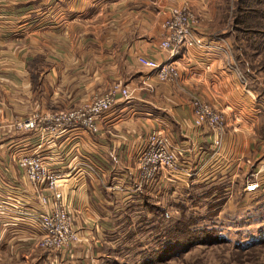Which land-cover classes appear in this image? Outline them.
I'll list each match as a JSON object with an SVG mask.
<instances>
[{
  "label": "crops",
  "instance_id": "1",
  "mask_svg": "<svg viewBox=\"0 0 264 264\" xmlns=\"http://www.w3.org/2000/svg\"><path fill=\"white\" fill-rule=\"evenodd\" d=\"M180 3L196 11L198 39L223 37L232 45L214 25L209 0H0V264H108L116 211L148 192L207 183L246 195L264 190V87L238 83L234 50L184 48L174 82L155 79L136 61L139 54L165 57L157 46L160 22ZM116 82L130 96L115 99L95 133L77 125L54 134L14 126L34 112L72 108ZM191 95L224 113L218 156H210L207 131L192 124ZM152 127L170 137L178 169L144 184L136 161ZM25 152L61 175L79 235L71 246L38 244L32 213L41 206L15 164ZM250 178L260 186L247 192L242 186Z\"/></svg>",
  "mask_w": 264,
  "mask_h": 264
},
{
  "label": "rangeland",
  "instance_id": "2",
  "mask_svg": "<svg viewBox=\"0 0 264 264\" xmlns=\"http://www.w3.org/2000/svg\"><path fill=\"white\" fill-rule=\"evenodd\" d=\"M236 1L209 0L214 25L247 82L264 87V17L257 28L235 23ZM255 192L218 183L148 192L116 211L108 264H264V190Z\"/></svg>",
  "mask_w": 264,
  "mask_h": 264
},
{
  "label": "built area",
  "instance_id": "3",
  "mask_svg": "<svg viewBox=\"0 0 264 264\" xmlns=\"http://www.w3.org/2000/svg\"><path fill=\"white\" fill-rule=\"evenodd\" d=\"M198 21L196 11L185 3L171 5L160 22L161 36L157 42V46L165 50V57L156 59L139 54L136 56V61L155 79L174 82L179 76L176 59L184 48L195 47L202 51L232 55V45L223 37L209 41L198 39L195 33ZM204 66L208 67L206 64ZM234 70L238 83L245 85L247 79L244 73L239 68ZM118 96L127 98L130 96V91L116 82L103 93L82 99L77 106L42 114L34 112L30 116L19 118L14 126L18 129L38 128L40 131L54 134L64 125H77L95 133L99 129V118ZM189 100L193 126L207 131L211 144L210 156L220 155L221 137L226 125L223 111L198 95H191ZM136 162L138 182L144 184L152 182L160 171L175 172L178 169L174 144L167 134L155 127L146 134ZM15 164L41 206L32 213L40 230L39 245L52 249L71 246L79 239V235L72 224L70 209L62 196L60 173L50 168L34 152L21 153L15 158ZM259 186L257 179L250 178L242 187L244 191L251 192ZM3 208L4 205L0 204V212Z\"/></svg>",
  "mask_w": 264,
  "mask_h": 264
},
{
  "label": "trees",
  "instance_id": "4",
  "mask_svg": "<svg viewBox=\"0 0 264 264\" xmlns=\"http://www.w3.org/2000/svg\"><path fill=\"white\" fill-rule=\"evenodd\" d=\"M252 2H254L255 4H252ZM260 2H263V5H261ZM257 17H264V0L236 1L234 18L235 23H238L240 25L244 23L243 26L245 25L244 27L246 28H257V24H259V22L256 20Z\"/></svg>",
  "mask_w": 264,
  "mask_h": 264
}]
</instances>
